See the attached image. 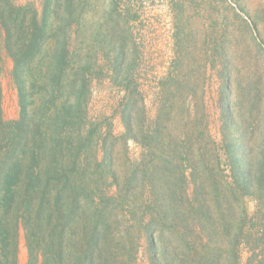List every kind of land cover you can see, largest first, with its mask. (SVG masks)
Here are the masks:
<instances>
[{"label": "trees", "instance_id": "16d2710c", "mask_svg": "<svg viewBox=\"0 0 264 264\" xmlns=\"http://www.w3.org/2000/svg\"><path fill=\"white\" fill-rule=\"evenodd\" d=\"M132 3L0 0V264H19L22 239L27 264H134L141 240L150 264H239L247 203L264 210V44L256 23L232 8L250 31L249 60L241 78L228 55L221 61L222 142L215 150L198 146L209 138V116L196 104L195 69L182 71L190 47L189 37L182 38L184 0H170L174 57L151 121L133 86L140 51L132 22L140 16ZM99 50L111 58L115 85L125 91L120 138L111 125L104 134L90 115L93 85L101 80ZM6 62L18 98L15 119L3 109ZM118 140L144 151L121 172ZM108 186L118 188L116 196L107 194ZM117 201L129 207L130 225L118 215ZM197 227L208 238L202 250L211 252L200 261L191 255ZM260 240L264 253V224Z\"/></svg>", "mask_w": 264, "mask_h": 264}, {"label": "rangeland", "instance_id": "374dc122", "mask_svg": "<svg viewBox=\"0 0 264 264\" xmlns=\"http://www.w3.org/2000/svg\"><path fill=\"white\" fill-rule=\"evenodd\" d=\"M17 1L19 3L35 1L37 6L40 4V0ZM227 1L228 4H225L223 0H196V4L192 5L191 0H184L186 8L183 18L187 28L182 38L185 40L186 36L189 37L186 41L190 43V47L184 51L182 71L195 69L199 82L196 104L204 105L209 116L206 121L209 138L198 142V146L204 147L205 144H209L215 150L222 142V122L220 121V109L217 105L220 91L218 74L222 68L221 61H224L228 55L234 61L233 65L236 71L239 72L236 76L241 78L246 73L245 66L249 60V56H246L244 50L250 40V31L248 32L245 24L236 18L233 9L250 24L256 23V28L254 27L256 36L264 44V0ZM239 7L244 10V13L240 12ZM124 8V3L121 1L118 12L123 14ZM132 12L140 16L139 20L132 22L136 44L140 51L138 67L133 76V86L138 90L139 105H144L147 112L146 120L151 121L156 116L161 102L160 81L167 76L173 62V13L170 8V0H133ZM85 44L86 49L89 42ZM218 47L223 48V51H217ZM98 66L101 71V80H96L93 85L90 115L93 119L102 122L104 134L108 130V125H111L113 136L120 138L124 134V125L119 110H121L125 98V91L115 85L111 70V58L108 57L106 51L103 53L102 50H99ZM10 69L11 64L6 62L3 78V109L6 118L15 119L18 117L19 107L17 94L10 83ZM176 125H178L177 122ZM256 130L250 143L252 147H256L259 139V133ZM143 152L142 147L133 141H128L127 145H124L122 140H118L114 148L117 159L116 169L119 172L126 170L133 163L140 161ZM219 153L217 152V154ZM224 166L223 174L228 175L229 171ZM193 188V186L188 187L189 196L192 195ZM107 189V194L110 197L116 196L117 187L110 188L108 186ZM118 201L115 203L118 207V215L124 220L125 225H130L132 218L129 207L121 205ZM247 207L250 219L244 224L238 245L239 264H261L264 261L260 240L264 224V210L260 208L254 210V205L251 203H247ZM141 214L142 212H139V215ZM196 229L194 233L196 245L191 255L193 259L200 261L204 256H210L211 252L202 250V245L208 242V238L203 236L198 227ZM224 240L226 242V239ZM223 247L226 252H222L220 255L222 262L225 263L229 255L227 245ZM181 257L186 259L185 254H182ZM19 264H27V249L24 239L20 243ZM134 264H150L144 240L139 242Z\"/></svg>", "mask_w": 264, "mask_h": 264}]
</instances>
